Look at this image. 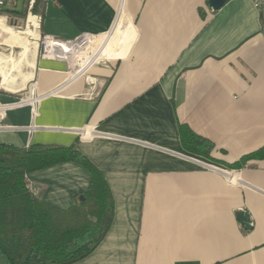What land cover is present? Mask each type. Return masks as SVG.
Listing matches in <instances>:
<instances>
[{
	"label": "crops",
	"instance_id": "crops-1",
	"mask_svg": "<svg viewBox=\"0 0 264 264\" xmlns=\"http://www.w3.org/2000/svg\"><path fill=\"white\" fill-rule=\"evenodd\" d=\"M31 1L0 8V47L21 54L35 41L21 33L41 17L42 35L87 36V54L107 59L72 79L65 61L32 49L23 75L42 97L38 113L25 105L0 115V145L73 147L104 174L113 222L74 264H264V35L253 0L219 9L209 0ZM20 92L1 103L29 98ZM184 128L210 151L184 145ZM29 179L39 198L68 209L92 176L68 162ZM0 264H9L1 252Z\"/></svg>",
	"mask_w": 264,
	"mask_h": 264
},
{
	"label": "trees",
	"instance_id": "trees-1",
	"mask_svg": "<svg viewBox=\"0 0 264 264\" xmlns=\"http://www.w3.org/2000/svg\"><path fill=\"white\" fill-rule=\"evenodd\" d=\"M182 135L184 145L210 151L187 128ZM256 156L264 157V149ZM68 162L82 165L92 176L75 206L59 209L27 187L30 174ZM113 217L114 202L103 172L73 147L0 145V252L9 264L79 262L101 244Z\"/></svg>",
	"mask_w": 264,
	"mask_h": 264
},
{
	"label": "built area",
	"instance_id": "built-area-1",
	"mask_svg": "<svg viewBox=\"0 0 264 264\" xmlns=\"http://www.w3.org/2000/svg\"><path fill=\"white\" fill-rule=\"evenodd\" d=\"M11 3L12 0H0V8L7 7ZM33 3L34 1L32 0L30 4ZM253 5L260 13L262 33L264 35V0H253ZM41 21V17H36L35 24L32 23L30 28L33 32L38 34L36 41L38 42L42 55L44 57H50L51 59L65 61L72 73V79L81 76L88 78L87 72L89 68L107 60L99 56L100 53L98 55L97 53L87 54L89 47H93V39L87 36H82L73 42H65L54 37L42 35ZM66 50H68V52ZM77 53H79L80 56L77 59L73 58ZM26 92L29 93V98H23L16 104L4 105L0 101V115L10 108L28 105L31 106L32 115L35 117L38 113V104L42 97L36 94V86L28 88ZM27 187L33 192L37 191L29 177H27Z\"/></svg>",
	"mask_w": 264,
	"mask_h": 264
},
{
	"label": "bare ground",
	"instance_id": "bare-ground-1",
	"mask_svg": "<svg viewBox=\"0 0 264 264\" xmlns=\"http://www.w3.org/2000/svg\"><path fill=\"white\" fill-rule=\"evenodd\" d=\"M30 22L31 24L32 23L35 24V19H31ZM21 34L32 36L35 39V41H31L30 39H28V41L24 45H22V52L17 60H15L12 56L5 57L0 54V74L3 77L2 88L11 93H18L25 88L26 83L29 81L31 75L30 76L29 74L23 75L22 79H20L21 81L20 83L18 82V78L15 75L17 72H21L22 74L21 69L25 64H28L30 66L35 65L33 62H30V56L33 54L32 49H34V51L36 52L38 48V42L36 41V39L38 38L37 33L33 32L30 28H28L27 32ZM14 72H16L15 75H12V73Z\"/></svg>",
	"mask_w": 264,
	"mask_h": 264
},
{
	"label": "rangeland",
	"instance_id": "rangeland-1",
	"mask_svg": "<svg viewBox=\"0 0 264 264\" xmlns=\"http://www.w3.org/2000/svg\"><path fill=\"white\" fill-rule=\"evenodd\" d=\"M14 33L15 34H17L18 32H15L14 31ZM35 40V39H34ZM26 43V40L24 41V42H22V44H25ZM97 43H99L98 41H97ZM96 43V44H97ZM101 43V42H100ZM100 53V51L99 52H97V55ZM0 54L2 55V56H5V57H13L15 60H17L18 58H19V56H20V50H10V49H8V48H6V47H0ZM21 71H22V74H21V72H14V73H12V75H15V73H16V77L18 78V82L20 83L21 81H20V79H21V77L23 76V74H25L26 72H28L26 69H24V68H22L21 69ZM25 72V73H24ZM21 74V75H20ZM18 75H19V77H18ZM25 88H27V85L25 86ZM28 89V88H27ZM26 89V90H27ZM24 93H26V91L25 90H23L22 92H20L19 93V95L21 96V94H24ZM3 94H8V91H6L5 89H3L2 88V77L0 76V98H1V96L3 95ZM18 95V96H19ZM22 98V97H21Z\"/></svg>",
	"mask_w": 264,
	"mask_h": 264
},
{
	"label": "water",
	"instance_id": "water-1",
	"mask_svg": "<svg viewBox=\"0 0 264 264\" xmlns=\"http://www.w3.org/2000/svg\"><path fill=\"white\" fill-rule=\"evenodd\" d=\"M229 0H209V5L213 9H219L221 8L225 3H227ZM84 198L81 197L80 200H83ZM238 219L241 222V224L247 229H251V217L248 213L245 211H240L238 213Z\"/></svg>",
	"mask_w": 264,
	"mask_h": 264
}]
</instances>
